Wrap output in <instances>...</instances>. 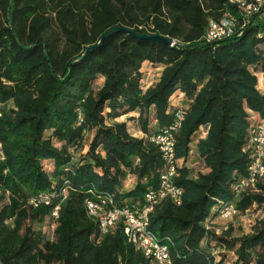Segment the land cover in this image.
Listing matches in <instances>:
<instances>
[{"label":"trees","instance_id":"16d2710c","mask_svg":"<svg viewBox=\"0 0 264 264\" xmlns=\"http://www.w3.org/2000/svg\"><path fill=\"white\" fill-rule=\"evenodd\" d=\"M227 14L238 17L227 0H0V264H150L121 224L101 235L85 200L140 206L164 166L149 137L178 111L181 201L156 204L150 231L176 264H264V177L232 190L248 175L250 133L264 118V18L203 41L209 20ZM117 26L177 46L117 31L68 70ZM144 66L162 67L147 87ZM129 113L144 137L115 120ZM194 141L204 172L186 166ZM126 174L134 185L121 192ZM228 203L261 212L250 233L210 230Z\"/></svg>","mask_w":264,"mask_h":264},{"label":"built area","instance_id":"2783aa9c","mask_svg":"<svg viewBox=\"0 0 264 264\" xmlns=\"http://www.w3.org/2000/svg\"><path fill=\"white\" fill-rule=\"evenodd\" d=\"M231 6L235 7L238 17H236V15L227 14L217 20L210 19L203 35V41L210 43L220 38H228L240 32V30L255 19V17L264 18V0H239V5L231 4ZM181 112L182 111L177 112V119L174 120L173 126L178 122ZM169 137L170 131H165L163 128L158 129V131L149 137L150 142L158 147L160 153H166L168 164L166 168H162L161 189H148L146 191L148 196L146 207L152 206L154 200L160 193H169L171 200H176L177 193L180 190L174 183L177 171H172L170 168L171 150L169 149ZM248 147L250 149V156H253V165H250L249 173L247 177L243 178L239 188L244 187L248 181H255L256 186L261 180V175L264 174V118L259 119L257 126L251 130ZM39 202H49V197L39 198ZM234 207L232 203V208L229 210H232ZM142 210L143 208H136V211H139V218H130L129 212L121 210L114 211L113 214H105L103 208L95 207L90 204V211L99 212L102 217V227L99 228L101 235H105L106 224H104V217L106 215H113L114 226L121 224L123 230L136 231L135 248L142 253L150 264H154V261H161V264H168V261H166L164 244L153 243L150 238V231L149 234H141L140 232V213ZM229 210L222 211V214ZM56 211L57 205H55L54 216Z\"/></svg>","mask_w":264,"mask_h":264},{"label":"bare ground","instance_id":"6f19581e","mask_svg":"<svg viewBox=\"0 0 264 264\" xmlns=\"http://www.w3.org/2000/svg\"><path fill=\"white\" fill-rule=\"evenodd\" d=\"M227 2L231 3L233 5H239V0H227ZM182 118H183V111L180 114L178 122L174 126L172 123L168 128H163V130H165V131H170L169 149L171 150L170 168L172 171H177L176 161H175V152H174V145H175L174 144V134L179 129ZM175 119H177V113L175 115ZM249 140H250V137H249ZM161 155H162V159L164 162L163 168H166L167 164H168V157H166V153H161ZM250 165H253V156H250L248 173L250 170ZM263 177H264V174L261 175V179ZM242 180H243V178L239 179L235 184H233L232 190L235 194H237V192L240 193L244 189H252L253 190L255 188V181H248V182H246L244 187L239 188V185L241 184ZM161 185H162V173L160 175L159 184H158L157 188L150 189V190H160ZM238 189H239V191H238ZM181 194H182V192L180 189L177 193L176 200H171L169 193H160V195L157 196V198L154 200V204L150 207H146V203H148V196H147V193L145 192V194L143 196V202L141 203L140 206H137L134 209H131V208H128L125 206H116V205L112 204L111 200H109V199L108 200H102L101 199L100 201H93V200H89V199H87V200L93 206L103 208L105 214H113L114 211H121L122 210L125 212H129L130 218H139V211H136V208H143L142 212L140 213V232H141V234H149V231H150V229H149V215H150L151 211L153 210V208L155 207V205L158 204L164 198H169L173 203L178 205V204H180V201H181ZM87 200H85L86 213H87L88 217H90L92 220H94L97 223L98 228H101L102 227V217L99 214V212L90 211V204ZM53 208L54 209L52 211V216H54L55 207H53ZM230 208H232V203H228V204L224 205L222 207V209L220 210V213H218L219 214L218 217L227 218V217H230V216L236 214L235 207L232 210H229ZM58 209H59V206L57 205V211L55 212V216H54L55 218L58 217L57 216ZM224 210H229V211L222 214V211H224ZM104 224H106L105 234L108 233L112 228H115V226L113 225V215H106L104 217ZM123 232H124L127 240L135 247L136 231L123 230ZM150 238H151L153 243L162 244L159 242L158 238L154 235V233L152 231H150ZM164 247H165L166 261H168V264H176V263H174L172 256H170L168 247L166 245H164ZM154 264H161V261H154Z\"/></svg>","mask_w":264,"mask_h":264},{"label":"rangeland","instance_id":"374dc122","mask_svg":"<svg viewBox=\"0 0 264 264\" xmlns=\"http://www.w3.org/2000/svg\"><path fill=\"white\" fill-rule=\"evenodd\" d=\"M144 71L145 72H144L143 80L145 83V87H147L150 84H152L155 80H157V78L160 75V72L162 71V67L152 68L150 66H144ZM262 87L264 88V82L263 81H262ZM135 128H136V122L131 120L129 130L131 132H133L134 134H136L134 131ZM137 135H139V134L137 133ZM91 138H92V134H89L85 138V141H84L85 145H87V146L89 145ZM46 166L48 168L51 167L48 164H46ZM132 181H133L132 178L128 179V177H127V179L125 180V183H124V188L125 189L130 188L133 185ZM260 215H261V212L256 210V208H253L252 211H250L244 215L243 214H234V215L227 217V218L216 217L209 224V227H210V230L213 231L215 234H225L226 232H228L231 229V233H230L229 237L230 236L231 237H238L240 235L250 233L251 229H252V225L254 223V220L257 217H259ZM34 227L37 229L40 226L34 225ZM112 229H114V228H112ZM48 236H49V238H51L50 233L48 234ZM201 246L205 251L207 250L204 242L201 243ZM210 252H213V254L216 256V259H219V257H220L219 255H221L220 254L221 253L220 248L218 249L216 247L214 250H210Z\"/></svg>","mask_w":264,"mask_h":264},{"label":"crops","instance_id":"0c3cea01","mask_svg":"<svg viewBox=\"0 0 264 264\" xmlns=\"http://www.w3.org/2000/svg\"><path fill=\"white\" fill-rule=\"evenodd\" d=\"M161 73V72H160ZM158 79V78H157ZM260 80H259V84H258V89L260 90V91H262V89H263V87H262V81L264 82V79H263V77L262 76H260V78H259ZM181 97V95L179 96V98ZM254 115V117H256L257 115H258V113H254L253 114ZM133 116V113H129V114H125V115H122V116H120V117H118V118H116L115 120L116 121H125L126 122V124H127V129H128V131L133 135V136H136V137H144L145 135L141 132V130H140V128H139V125L136 123V128H135V133L136 134H134L133 132H131L130 130H129V126H130V121L132 120V121H135L133 118H131ZM137 122V121H136ZM137 133L139 134V135H137ZM205 134V131H203V133H202V135H204ZM191 151H190V156H189V158H188V161L186 162V166L187 167H189V169L192 171V172H195V171H201V172H204L205 171V169H204V167H203V165L199 162V159H198V157H197V155H196V150H195V148H196V141H194L191 145ZM48 163V162H47ZM49 166H51L50 164H49ZM51 168V167H50ZM127 177H128V179L129 178H132V182H133V185H134V177L132 176V175H130V174H126L125 176H124V178L122 179V181H121V186H120V191L121 192H126V191H128V190H130L132 187H133V185L130 187V188H128V189H125L124 188V183H125V180L127 179Z\"/></svg>","mask_w":264,"mask_h":264},{"label":"water","instance_id":"95a60500","mask_svg":"<svg viewBox=\"0 0 264 264\" xmlns=\"http://www.w3.org/2000/svg\"><path fill=\"white\" fill-rule=\"evenodd\" d=\"M117 31H122L126 34H129V35H133L134 37L136 38H139V39H148V40H152V41H155V42H158V43H162V44H166V45H171V46H174L176 47L177 44L174 42V40L168 38V37H165V36H161L159 34H147V33H143V34H137L135 33L133 30L131 29H127L125 27H120V26H117V27H113L109 30H107L99 39V41L94 44V45H91L89 47H87L83 53L77 57H75L74 59H72L70 62H69V65H68V70L70 68V66L72 64H74L75 62H78L79 60H81L86 53L96 49L97 47H99L101 45V43L104 41V39H106L110 34H112L113 32H117Z\"/></svg>","mask_w":264,"mask_h":264}]
</instances>
